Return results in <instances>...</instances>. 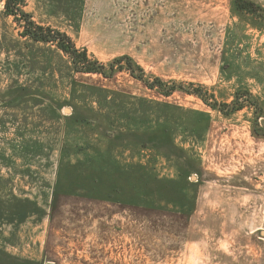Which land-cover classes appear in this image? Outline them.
<instances>
[{"label":"rangeland","instance_id":"374dc122","mask_svg":"<svg viewBox=\"0 0 264 264\" xmlns=\"http://www.w3.org/2000/svg\"><path fill=\"white\" fill-rule=\"evenodd\" d=\"M23 1L99 73L0 0V264H264V0Z\"/></svg>","mask_w":264,"mask_h":264},{"label":"trees","instance_id":"16d2710c","mask_svg":"<svg viewBox=\"0 0 264 264\" xmlns=\"http://www.w3.org/2000/svg\"><path fill=\"white\" fill-rule=\"evenodd\" d=\"M23 0H5V11L8 15L14 17V21L22 26V37H28L34 42H43L55 45L62 53L66 54L77 72L87 71L99 73L95 63L87 59L85 51H80L75 47L73 41L64 33L43 28L37 25L31 16L22 10Z\"/></svg>","mask_w":264,"mask_h":264},{"label":"crops","instance_id":"0c3cea01","mask_svg":"<svg viewBox=\"0 0 264 264\" xmlns=\"http://www.w3.org/2000/svg\"><path fill=\"white\" fill-rule=\"evenodd\" d=\"M88 1H90V0H88ZM161 2H163L164 3V6L167 8H171V7H174L176 4H177V2L178 3H181L183 0H160ZM198 1V0H197ZM189 2L190 3H194L195 2V0H189ZM200 7V6H199ZM172 10H175L174 8H172Z\"/></svg>","mask_w":264,"mask_h":264}]
</instances>
